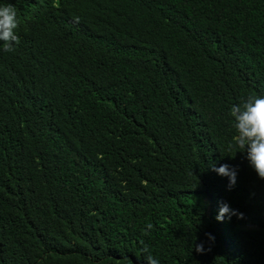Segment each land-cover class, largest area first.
Here are the masks:
<instances>
[{"label": "trees", "instance_id": "trees-1", "mask_svg": "<svg viewBox=\"0 0 264 264\" xmlns=\"http://www.w3.org/2000/svg\"><path fill=\"white\" fill-rule=\"evenodd\" d=\"M9 4L0 264H264V180L229 115L264 97V0Z\"/></svg>", "mask_w": 264, "mask_h": 264}, {"label": "clouds", "instance_id": "clouds-1", "mask_svg": "<svg viewBox=\"0 0 264 264\" xmlns=\"http://www.w3.org/2000/svg\"><path fill=\"white\" fill-rule=\"evenodd\" d=\"M17 12L12 5H0V48L8 52L14 49V45L24 38V31H19ZM229 115L233 118V127L235 135L233 137L234 146L239 152L245 155L249 166L255 171L258 178L264 180V97L248 96L239 104H234ZM213 171L229 178V185L236 182V170L229 168L227 164L216 168ZM235 215V210L225 203L221 206L217 220L222 221L225 215ZM240 213L238 218H242ZM149 229L151 224L147 226ZM206 236L211 235L206 233ZM195 250L198 253L204 251L203 243L196 245ZM144 253L146 264H160L159 260L154 258L149 250L145 248Z\"/></svg>", "mask_w": 264, "mask_h": 264}, {"label": "rangeland", "instance_id": "rangeland-1", "mask_svg": "<svg viewBox=\"0 0 264 264\" xmlns=\"http://www.w3.org/2000/svg\"><path fill=\"white\" fill-rule=\"evenodd\" d=\"M208 200H209V198L206 199V201H208Z\"/></svg>", "mask_w": 264, "mask_h": 264}]
</instances>
